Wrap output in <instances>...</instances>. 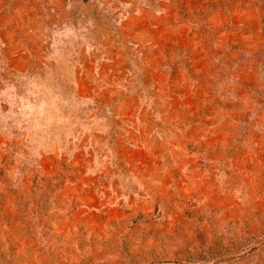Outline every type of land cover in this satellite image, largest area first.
I'll return each instance as SVG.
<instances>
[{
  "label": "rangeland",
  "instance_id": "rangeland-1",
  "mask_svg": "<svg viewBox=\"0 0 264 264\" xmlns=\"http://www.w3.org/2000/svg\"><path fill=\"white\" fill-rule=\"evenodd\" d=\"M0 264H264V0H0Z\"/></svg>",
  "mask_w": 264,
  "mask_h": 264
}]
</instances>
